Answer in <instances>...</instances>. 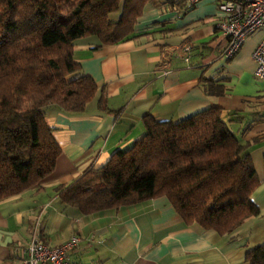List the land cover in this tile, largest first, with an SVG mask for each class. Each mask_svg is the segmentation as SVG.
<instances>
[{
    "label": "crops",
    "instance_id": "crops-1",
    "mask_svg": "<svg viewBox=\"0 0 264 264\" xmlns=\"http://www.w3.org/2000/svg\"><path fill=\"white\" fill-rule=\"evenodd\" d=\"M220 1L188 8L183 0H150L128 39L101 47L97 37L76 43L74 59L99 91L84 113L46 109L62 155L49 177L0 201V264H21L35 234L51 247L78 236L70 264H245L247 252L264 244V79L255 78L253 59L264 31L226 59L227 39L216 28ZM184 44L192 48L188 62L178 51ZM202 78L221 80L225 95H207ZM103 87L111 111L99 108ZM212 107L222 109L238 139L252 143L247 153L261 181L252 195L260 214L233 233L187 226L166 197L93 215L61 201L59 186L103 166L144 136L146 115L178 122Z\"/></svg>",
    "mask_w": 264,
    "mask_h": 264
},
{
    "label": "trees",
    "instance_id": "trees-1",
    "mask_svg": "<svg viewBox=\"0 0 264 264\" xmlns=\"http://www.w3.org/2000/svg\"><path fill=\"white\" fill-rule=\"evenodd\" d=\"M149 1L0 0V201L55 171L62 148L46 109L84 113L99 91L74 59L76 43L128 39ZM219 81L202 78L205 93L225 95ZM99 108L111 111L105 87ZM143 122L146 132L130 149L57 188L65 205L93 215L166 197L187 226L221 236L260 214L252 201L261 184L247 153L252 143L236 137L221 108L178 122L146 115ZM245 264H264V244L247 252Z\"/></svg>",
    "mask_w": 264,
    "mask_h": 264
},
{
    "label": "built area",
    "instance_id": "built-area-1",
    "mask_svg": "<svg viewBox=\"0 0 264 264\" xmlns=\"http://www.w3.org/2000/svg\"><path fill=\"white\" fill-rule=\"evenodd\" d=\"M188 8H193L204 0H183ZM223 14L216 22V28L227 39L223 55L233 58L242 48L246 39L253 33L264 31V0H221L218 4ZM191 46L184 44L178 48L188 62ZM256 62L254 76L264 79V37L253 53ZM78 236L57 247L43 243L38 234L22 250L21 264H70V256L80 243Z\"/></svg>",
    "mask_w": 264,
    "mask_h": 264
}]
</instances>
